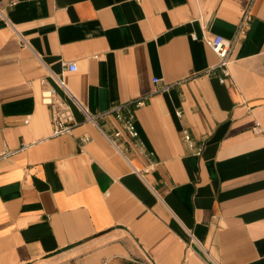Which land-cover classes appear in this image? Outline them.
<instances>
[{
	"label": "crops",
	"instance_id": "1",
	"mask_svg": "<svg viewBox=\"0 0 264 264\" xmlns=\"http://www.w3.org/2000/svg\"><path fill=\"white\" fill-rule=\"evenodd\" d=\"M237 33L220 81L205 39ZM59 80L91 114L126 104L137 135L83 122ZM5 148L0 264H264V0H0Z\"/></svg>",
	"mask_w": 264,
	"mask_h": 264
},
{
	"label": "built area",
	"instance_id": "2",
	"mask_svg": "<svg viewBox=\"0 0 264 264\" xmlns=\"http://www.w3.org/2000/svg\"><path fill=\"white\" fill-rule=\"evenodd\" d=\"M250 19V11L247 9L241 19L240 27L238 33H241L242 28ZM237 35L232 39H226L222 35H213L205 39L209 48L215 53L217 56V62L211 67L206 69V73L208 74H218V78L220 81H224L227 77L230 76L229 66L232 62L231 55L234 48V45L237 41ZM67 69L70 71H74L76 69V63L71 61L67 63ZM59 84L62 86L64 91L71 97L75 103L78 105L80 110L83 113V122L89 121L96 124V119L99 116L108 115L113 113L118 120L121 122L122 129L126 130L131 136H136L137 132L134 129L133 119L134 114L133 110L127 109L126 104H118L113 106L111 109L104 113L100 114H91L87 111V109L78 103L76 99H74L72 93L68 90L62 80H59ZM40 99L43 104L49 105L50 107V120H51V135H60L63 133H71L75 125L78 123L74 116L73 112L68 104H66L57 94V91L53 87L44 86L40 93ZM143 98H139L134 103L135 107H140L143 104ZM182 138L186 145L193 150L196 155H200L201 149L195 147L194 140L187 129H182ZM121 135V130L116 129L114 132V137H119ZM82 141H88L89 138L83 136L81 138ZM26 144H22L20 148L26 147ZM9 151L5 148L2 152H0V158L6 156ZM137 264H154L148 258H141L136 260Z\"/></svg>",
	"mask_w": 264,
	"mask_h": 264
}]
</instances>
